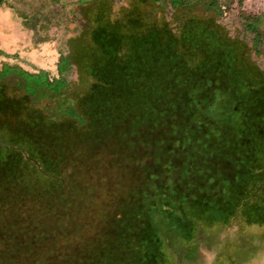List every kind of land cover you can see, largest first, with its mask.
<instances>
[{"label": "trees", "instance_id": "obj_1", "mask_svg": "<svg viewBox=\"0 0 264 264\" xmlns=\"http://www.w3.org/2000/svg\"><path fill=\"white\" fill-rule=\"evenodd\" d=\"M194 1L174 0L171 7ZM208 1L217 12V0ZM220 9L222 22L237 20L250 40H259L235 2L221 3ZM187 21L184 15H176L172 22L184 28ZM111 35L114 46L88 67L90 87L81 100L88 105L83 118L87 127L76 122L70 127L54 124L51 135L44 132L43 147L34 146L36 154L27 157L39 164L37 171L17 174L23 164L19 157L3 159L14 169H4L0 163V264H69L72 256L93 255L98 248L94 243L101 241L99 233L107 235L104 243L109 251L129 247L132 236L140 243L142 233L138 229L130 233L126 214L136 213L137 201L130 195L143 191V168L154 165L153 161L161 166L170 163L175 169L172 179L191 181L185 191L167 193V198L188 197L189 203L211 209L216 217L248 213L254 219L264 217V160H260L264 114L253 103V88L232 76L202 73L221 65L232 68L233 58L224 62L203 58L220 51L216 43L185 41L183 50L170 42L160 43L159 50L202 56L199 60L159 58L150 65L148 57H139L137 37L128 36L133 43L127 54L119 33ZM102 43L106 47L110 42ZM153 67L158 72L152 80L140 77L141 70ZM168 69L172 73L164 71ZM150 81L151 89L139 87ZM236 82L243 85L237 89ZM258 98L264 99L262 90ZM36 127H40L36 134L45 130L44 124ZM48 168L57 183L48 181ZM18 175L19 181L11 182ZM94 198L99 199L104 215L95 209ZM105 215L108 220L102 221ZM37 231L46 234L40 243L31 235ZM155 251L152 260L146 252L145 259H132L135 263L127 254L124 262L114 264H155Z\"/></svg>", "mask_w": 264, "mask_h": 264}, {"label": "rangeland", "instance_id": "obj_2", "mask_svg": "<svg viewBox=\"0 0 264 264\" xmlns=\"http://www.w3.org/2000/svg\"><path fill=\"white\" fill-rule=\"evenodd\" d=\"M26 1L30 2V0ZM172 1L174 0H38L40 6L36 8L41 10L47 19L61 20L60 22L66 26L64 41L57 46L65 57L59 62V69L63 78L68 77L69 84L63 81L49 83L44 74L28 76L24 84H17L16 90L24 97L22 102L16 99L10 104V119L4 117L0 125V163H3L6 157H19L23 164L17 174L21 171H37L41 168L39 164H35V161L27 157L32 158V155L36 154L34 146L43 147L44 132H49L51 135L49 129L54 124L87 127L83 118L87 116L88 105L81 100L90 87L88 67L94 59H103L108 54L107 49L114 46L111 44L113 32L119 33L123 49L127 54L133 43L128 36L133 35V39L137 37L139 57L142 59L148 57L150 65H154L159 58L174 60L181 56V59L199 60L202 56L197 52L189 53L188 56L176 54L177 52L164 54L159 50V47L163 46H160V43L174 42L176 44L174 48L183 50L181 43L185 41L216 43L220 51L203 55V58L211 61L223 60V62L233 58L236 65L228 69L225 65L215 69L206 68L202 73H215L222 77L232 76L240 82L250 81L249 83L256 88L253 103L256 101L254 105L264 114V100L258 98L257 89L260 78H263L261 68L264 69L262 60L264 44L258 47L249 44L250 38L242 25L237 20L222 22L206 0H199L193 5L175 9L171 7ZM225 1L232 3L233 0ZM176 15H184L188 18L189 21L184 28H181L177 22H172ZM263 27L264 25H260V31ZM102 41L110 43L105 47ZM47 53L48 62L45 65L54 67L56 60L54 51L49 50ZM187 53L188 51H184L183 54ZM69 61L73 62L71 67L70 63L68 65ZM155 69L153 67L148 71L141 70L140 77L147 82L152 80L158 72ZM164 71L172 73V69ZM5 73H0V78ZM145 74L147 76H144ZM240 82L234 83L233 86L238 89L243 85ZM221 83V87L226 84L223 81ZM44 87L47 90H44ZM139 87L151 89L153 84L150 81L147 85L141 84ZM18 92L15 93L16 97L20 96ZM43 124L45 130L36 134L40 128L36 126ZM36 136L39 138L35 139ZM45 150H49L47 146ZM260 160H264V156H261ZM153 162L154 165L150 164L143 168V178L146 183L143 191L130 195L135 202L137 201L136 213L126 214L131 220L130 233L133 229H138V232L142 233L140 243L137 244V238L130 235L132 242L129 247L120 245L117 252L109 251L104 243L107 235L99 233L98 238L101 241L94 243V245L98 244V248L93 249V255L72 256L69 264H114L124 262L126 257L123 256L127 254L128 260L131 258L136 262L140 256L145 259L146 252L150 253L152 260L155 248L154 257L158 259L155 264H179L178 259L182 251L188 253L186 256L190 261L183 264H204V261L208 263L209 258H212L211 264H264V217L254 219L255 215L250 213L247 216L239 214L236 217H216L211 209H199L189 203L188 197L176 199L171 196L169 199L167 193L174 195L175 191L177 194L185 191L191 181L189 178L176 181L170 177L175 170L170 163L161 166ZM2 165L4 169H14L5 163ZM48 171L51 173L48 175V181L57 183L56 177L52 175L54 172L52 168H48ZM20 177V175L14 179L11 177L10 180L15 183ZM135 184L133 189L139 185L138 182ZM94 201L95 209L104 215L105 211L99 199L94 198ZM100 219L108 220L106 215ZM31 235H34L35 241L40 243L46 234L45 231H37ZM150 238L153 242H149ZM198 253L203 259L200 262L196 258ZM120 255L122 257L119 258ZM58 258L60 262L61 256ZM132 262L126 261L124 264L135 263Z\"/></svg>", "mask_w": 264, "mask_h": 264}, {"label": "crops", "instance_id": "obj_3", "mask_svg": "<svg viewBox=\"0 0 264 264\" xmlns=\"http://www.w3.org/2000/svg\"><path fill=\"white\" fill-rule=\"evenodd\" d=\"M198 1L195 0L190 5ZM217 2V14L222 15L220 4L231 1L217 0ZM234 2L237 5V12L243 13L244 18L254 26L259 36V40L256 41L249 39V44H254L256 47L264 44V27L260 31V25H264V0H233L232 3ZM36 6H40L38 0L34 2L30 0L29 3L26 0H0V73L6 72L0 78V125L4 117L10 119V104L16 99L22 102L24 96L16 88L17 84L25 83L26 77L44 74L49 83L66 82L68 79L61 75L59 62L65 57L57 46L64 41L66 26L60 22L61 20L47 19ZM31 46L33 48L30 49ZM49 50L54 51L56 58L54 67L45 65L48 62ZM262 60L264 61V57ZM262 70L264 69L261 68L263 78H260L261 85L259 84L257 89L264 93ZM249 82V86L256 92V88ZM44 90L47 89L44 87ZM16 92L20 96L16 97ZM7 123L9 127L10 120ZM187 254L185 251L180 252L179 264L189 261ZM196 258L199 262L203 260L200 254ZM207 260L208 263L204 261V264H211L212 258Z\"/></svg>", "mask_w": 264, "mask_h": 264}, {"label": "bare ground", "instance_id": "obj_4", "mask_svg": "<svg viewBox=\"0 0 264 264\" xmlns=\"http://www.w3.org/2000/svg\"><path fill=\"white\" fill-rule=\"evenodd\" d=\"M47 49V48H46Z\"/></svg>", "mask_w": 264, "mask_h": 264}]
</instances>
